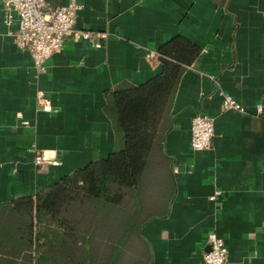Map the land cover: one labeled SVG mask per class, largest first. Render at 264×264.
I'll return each mask as SVG.
<instances>
[{
	"label": "crops",
	"instance_id": "crops-1",
	"mask_svg": "<svg viewBox=\"0 0 264 264\" xmlns=\"http://www.w3.org/2000/svg\"><path fill=\"white\" fill-rule=\"evenodd\" d=\"M77 1V26L108 31L107 40L100 47L67 40L40 70L17 47V20L6 23L0 0V203L35 198L107 158L116 134L106 92L163 73L168 63L156 52L182 37L200 51L184 66L165 137L172 200L141 234L157 264H205L210 231L224 238L226 264H264V0ZM39 92L53 109L38 105ZM225 95L243 110L224 109ZM197 113L213 119L214 136L209 148L193 151Z\"/></svg>",
	"mask_w": 264,
	"mask_h": 264
},
{
	"label": "trees",
	"instance_id": "trees-1",
	"mask_svg": "<svg viewBox=\"0 0 264 264\" xmlns=\"http://www.w3.org/2000/svg\"><path fill=\"white\" fill-rule=\"evenodd\" d=\"M200 48L182 37L157 56L163 73L106 92L116 134L107 158L91 161L36 197L0 203V264H157L141 234L172 200L173 160L165 151L181 74Z\"/></svg>",
	"mask_w": 264,
	"mask_h": 264
},
{
	"label": "built area",
	"instance_id": "built-area-1",
	"mask_svg": "<svg viewBox=\"0 0 264 264\" xmlns=\"http://www.w3.org/2000/svg\"><path fill=\"white\" fill-rule=\"evenodd\" d=\"M2 8L8 25L17 20V29L13 32L17 47L31 53L35 66L40 70L44 69L46 61L52 55L63 49L67 40L87 41L94 47H100L109 36L108 31L77 26L78 13L82 9L77 0L59 5H52L47 0H3ZM38 105L45 110L53 109L43 92L38 93ZM223 108L243 110L240 103L230 95H225ZM213 136V119L197 113L191 122V149L199 151L209 148ZM44 162V156L37 157L38 164ZM215 197V194L210 196L211 199ZM207 242L210 248L203 253L204 263L226 264L228 251L224 238L216 231H210Z\"/></svg>",
	"mask_w": 264,
	"mask_h": 264
}]
</instances>
